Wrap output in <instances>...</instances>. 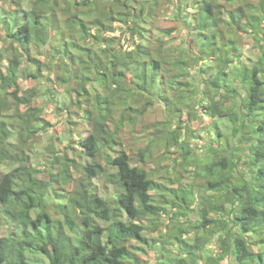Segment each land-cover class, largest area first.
Here are the masks:
<instances>
[{"label":"trees","instance_id":"1","mask_svg":"<svg viewBox=\"0 0 264 264\" xmlns=\"http://www.w3.org/2000/svg\"><path fill=\"white\" fill-rule=\"evenodd\" d=\"M0 1L12 3L9 13H22L13 22H1L11 48L16 54L23 50L36 64L27 76L54 73L47 90L63 91L68 114L80 113L88 121V134L74 133L78 150L70 147V154L91 159L81 166L87 174L67 190L70 195L54 192L67 198L62 207H70L62 220H55L42 191L52 178H32L29 189L23 183L17 190L15 177L31 174L24 162L28 155L23 153L11 171L2 170L6 153L0 121V205L24 234L0 236V264L8 254V264H40L25 251L40 253L50 264H148L150 250L154 264H221L226 257L227 264H264V121L257 118L264 117V0ZM245 36L255 54L240 51ZM45 45L50 57L30 56L31 47ZM16 54L7 67L0 65V119L8 101L16 107L22 103ZM154 103L163 107L164 118L152 125L149 143L153 149L160 144L164 153L175 149L172 170L199 177L195 189L182 182L170 186L169 169V177L160 174L166 181H157L153 170L141 164L147 157L143 153L140 160L123 149L112 154L122 146L123 130ZM21 113L26 120H39L41 108L23 107ZM217 120H225L229 130L222 132ZM205 126L210 140L201 143L200 156L190 140ZM61 159L58 173L50 174L72 182L68 158ZM159 163L160 172L165 165ZM100 173L113 186L109 195L88 186ZM161 219L177 233L165 234L152 249L144 231L158 230ZM107 222L113 229L106 231L102 223ZM168 238L174 240L172 247L164 244Z\"/></svg>","mask_w":264,"mask_h":264},{"label":"rangeland","instance_id":"2","mask_svg":"<svg viewBox=\"0 0 264 264\" xmlns=\"http://www.w3.org/2000/svg\"><path fill=\"white\" fill-rule=\"evenodd\" d=\"M245 1L256 2L258 0H240L239 2L242 4ZM22 2L26 3V1ZM23 3L21 4L22 6L25 5ZM11 4L12 3L7 1H0V65L5 67H7L11 62L13 55L16 54V50L11 48L9 42L4 39L5 33L4 29L2 28L3 25L1 20L4 19L5 22H11L12 20L13 22L14 18L18 19L22 16L20 9H13V12L9 13L12 9ZM239 36L242 35L240 34ZM242 40H244L246 43L242 46L240 45V51H242L244 55L248 56L255 54L251 48L250 38L245 36ZM47 49V45L37 50L31 47L29 54L30 56L38 58L40 61H44L45 56L50 57V54L48 53L49 51ZM19 52L20 53L16 54L19 59V64L17 65V74L20 75V78L18 79L20 86L18 94L22 103L19 107H16L15 105H11L8 101L7 106L1 110L3 112V117L0 119V121L3 122L4 125L2 136L3 141L1 143L4 144L3 150L6 153L2 159L3 161L1 167L5 172L11 171L13 168L21 164V162L17 160L22 156L23 153L28 155L29 161L26 160L24 162L30 167L31 174L28 175L26 173H21L15 177V181H17L18 184L17 190L23 183H26L24 187L29 189L27 187L28 182L32 181V178L39 181L42 180L43 182L47 181L48 179L51 180L52 178L50 184L47 183L48 188L43 189L42 191L45 193L47 210L51 217H53L55 220H62L64 215H66L70 210V207H62L61 204H68L67 198L65 197V199L62 200V198L54 194V192H61L63 196L64 194L65 196L70 195V193H66L67 190L74 188L75 183L79 182V179L83 175L86 176L87 172L82 170L81 166H85L90 163L91 159L80 157L78 153H76L73 157L70 152L72 151L71 148L78 150L74 133L78 134L80 137H84L86 134H88L89 123L86 119L83 120V117L80 113L72 114V116L68 114L66 109L63 107V91L60 90L55 93L51 91L52 93H50V91L47 90L49 84L52 83V79L50 78L54 77V73H49L47 70H43L42 74L37 78L27 76L28 72H35L36 64L28 62L27 55L23 52V50L19 49ZM3 70H5V68H3ZM23 107L26 108V111L28 107H40V119L36 120L35 117H29L28 120H26L23 113H21L23 112ZM29 111H32V109ZM16 112L20 113L16 116ZM163 113L164 109L159 104L154 103V105L148 106L145 114L142 117H139L135 124L130 127H126L123 130L121 135L122 146L115 147V151H113L112 154H115L118 152V150L123 149L128 152L129 155L135 160H140L139 155L143 153V155L147 157L142 160L141 164H144L146 167L153 170L154 177L157 181L165 182L166 180L160 178V174L168 176V173L165 172V170L169 169V171H172L173 173L171 178L173 183L169 184L170 186L178 187V184L182 182L185 185L190 183L195 189L200 182V178L195 176V174L184 171H181L180 174H174L175 171L172 170V165L174 166L172 157L178 154L175 149L172 148L170 153H164L166 150L160 144H156L153 149V146H151L149 143L151 138L150 136H152L153 133L152 125L156 120L164 118ZM256 115L257 114H255V117ZM189 116L190 118L194 117L193 111L190 112ZM257 118L259 121H264L263 116H258ZM192 121L196 122L197 119H193ZM217 122L222 132H227L229 130V125L225 120H217ZM31 126H36L38 130L31 131L29 128ZM11 129L14 130L15 133H12ZM71 129L74 130L72 133ZM208 129L209 128L207 126L202 129H196L194 133L199 134V137H197V139L190 140V145L193 147L194 152L198 153L200 156L202 155L201 143H205L210 140V136L208 137V133H206ZM17 130L21 131L22 134H19ZM63 155L68 158L67 166L72 168L74 171V178L72 182L64 183L62 178H59V176L57 181L55 179L56 176L50 174L51 171L53 174L58 173L57 169L62 164L61 156ZM148 157L151 158V161ZM9 160L11 162H9ZM72 160L74 162H71ZM157 162H160V166L164 164L165 169L161 168L160 172L157 171V169L160 168L158 165H156ZM248 171L249 169H246V172ZM88 186L100 196L109 195L114 191L112 184L106 180L103 173L91 177L89 179ZM36 193L37 192L35 191L32 192L34 195ZM55 205H58L57 208ZM175 210L176 209H174V211ZM212 216L214 217L216 215L212 214ZM102 225L106 228V231H109L114 227L110 222H107L106 224L102 223ZM109 226L111 227L110 229ZM18 227L17 221L10 217V214L4 212L0 205V236H23L24 234L21 232V227ZM158 230L152 231L148 229L147 231H144V235L149 239V247L152 249H154V246L156 247V245L158 247L160 246V243L158 244L157 242H162L165 234L176 235L177 233L173 225L167 224L166 219H161V221L158 222ZM205 231L206 229L204 228L202 232ZM154 238H156V240H154ZM152 240L154 241L153 244H151ZM171 242H174L173 238H168L164 244L165 246L169 245L172 247ZM210 245L211 250L216 251L218 240L216 238L213 239ZM62 246V244H59V251ZM174 248L179 249L178 246H174ZM141 252L138 250L140 257L142 258L141 260L144 262L145 260L142 256L144 254ZM25 254L30 261L35 260V262H39L40 264H50L49 259L45 256H42L40 253H31L30 251H25ZM148 254L149 257L147 256V263L154 264V252L150 250L148 251ZM156 254H158V252ZM10 259L11 255L8 254V257L3 264H8V260ZM163 261L169 263L170 259L169 261L166 259ZM228 261L229 259L226 257L221 261V264H227ZM200 264H203V262L200 261Z\"/></svg>","mask_w":264,"mask_h":264}]
</instances>
